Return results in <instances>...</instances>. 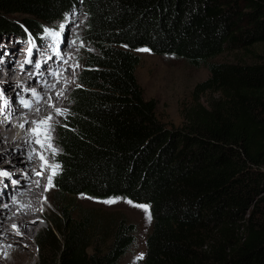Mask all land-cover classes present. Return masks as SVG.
I'll list each match as a JSON object with an SVG mask.
<instances>
[{
    "label": "trees",
    "instance_id": "trees-1",
    "mask_svg": "<svg viewBox=\"0 0 264 264\" xmlns=\"http://www.w3.org/2000/svg\"><path fill=\"white\" fill-rule=\"evenodd\" d=\"M80 4L93 53L58 126L54 207L63 193L147 205L140 264H264V0H0V62L19 44L43 47L45 29ZM140 49L208 69L181 127L161 123L145 99ZM227 51L251 59L215 62ZM73 203L40 236L41 253L51 264H121L137 226L98 229Z\"/></svg>",
    "mask_w": 264,
    "mask_h": 264
},
{
    "label": "rangeland",
    "instance_id": "rangeland-1",
    "mask_svg": "<svg viewBox=\"0 0 264 264\" xmlns=\"http://www.w3.org/2000/svg\"><path fill=\"white\" fill-rule=\"evenodd\" d=\"M87 22L88 17L86 10L80 4L65 16L62 23H59L60 25L45 29L47 31L45 34V43H43V47L40 46L41 48L34 49L22 47L21 44H19L17 47L18 51H16V54H14L12 63L9 62V67L14 65L13 67H15V69H19L22 66L20 62L24 61L25 59V63H23L26 65L25 71L28 70L27 75H35L37 72H35L34 66L39 64L42 67V64L40 63H49L50 61L46 60L44 55L48 57L47 54L51 52L49 59L54 60L55 62V60H57L56 57H65L67 48H72L76 53V57L70 56L72 60L77 62V65H79L75 68V74H77L75 75V77L77 78L76 84L74 87L70 88L71 97L69 98V103L67 104L68 106L62 112L63 116L56 119L54 121V124H59V121L61 123H63L64 121H68L69 112L71 111V102L73 101V95L76 90L80 88L81 75L83 71L87 69L86 64L88 62V54L93 53V51L90 50L89 43L86 42L84 36V31L87 28ZM49 31L56 33L57 36H48L47 33ZM29 49H31V57H29L28 55ZM255 51L264 54V47L257 46L255 48ZM42 53L44 55H42ZM136 54L141 58L140 65L138 66L136 71V77L138 84L143 90L145 99L156 101V114L158 120H160L161 123L166 125L168 128L181 127L183 124L182 113L193 105L194 89L197 84L204 82L209 77L208 69L205 67H192L185 61L176 59L174 57L161 58L152 54L150 51H137ZM20 57L23 58L19 61ZM29 59H31L32 63L26 62ZM250 59L251 58L249 56L245 55L241 51H227L216 58L215 62H235L238 60L249 61ZM61 62L62 59L57 60V63ZM18 64L20 67L16 66ZM44 69L49 68L44 65L41 68V71ZM1 81L2 80H0V82ZM32 87L33 83H29L28 89L30 90L32 89ZM9 89H11L10 86L6 87L5 91H8ZM0 91H2L1 87ZM10 94H7V98L9 99V101L12 100ZM205 99L206 97L202 99V104L206 103ZM0 106V108H3L2 104H0ZM3 110L1 112H3ZM54 131L57 135L58 128L54 129ZM55 139L56 138H54V142ZM54 146L57 148L56 143H54ZM58 155L61 156V152H59L56 156ZM4 158L5 157H0V163L2 164L3 168H5V170L7 169L6 171L9 172L10 176H12L10 179L11 183L13 181H16V183L13 184L22 185L23 182L19 179V176H15V174L20 173L22 169L14 168V166H16L17 164L16 161L13 162V164H6L7 161H5ZM57 176L54 178V180L57 178ZM6 180L8 179L0 178V196L2 195L5 188L4 183ZM63 194L66 196V198L62 200L61 208H59L58 210L54 207V205L59 203L58 196L56 194V198H54V205L50 204V206L48 204V207L46 209L50 215L48 220H37V225L42 227V229L35 235L34 239L32 240V247H30L24 240H18L16 242L17 246L24 251H29L30 249H33L35 251L36 259L32 264H43L44 261L45 264H51L48 261L49 256L47 255V251H44L43 253H41L40 251V236L47 231H50L56 223H60V214L65 211V208L69 204V202H74L73 204H71L73 206L69 209V211L72 212L73 216L88 214L93 218L94 222L97 223V228L101 230L106 228V226L108 225L119 223L122 219H126L134 223L137 226L136 243L130 253L123 259L121 264H140L142 262L147 250V237L151 233L153 227L152 218L149 221L146 218V214L144 211H142L140 208L129 205L128 203L124 202L127 200L123 199H118L120 201L118 203L107 205L98 202L99 200H95L92 198L90 199L87 196H71L65 193ZM140 257L143 258L141 259Z\"/></svg>",
    "mask_w": 264,
    "mask_h": 264
},
{
    "label": "bare ground",
    "instance_id": "bare-ground-1",
    "mask_svg": "<svg viewBox=\"0 0 264 264\" xmlns=\"http://www.w3.org/2000/svg\"><path fill=\"white\" fill-rule=\"evenodd\" d=\"M50 53L47 54L48 57L42 53L46 60H50L49 63H40L42 67L45 65L49 69L41 71V66H34V70L37 72L35 75H27L25 59L20 62L21 67L19 64L16 65L20 67L19 69H15L14 65L9 67V62H5V65L0 63V75H4V79H0L2 80L0 87L6 98L7 94L10 93L12 97L10 108L7 109V112L0 113V157H5L8 165L16 161L17 164L15 163L14 168L22 169V171L16 173L15 176L18 175L23 182L22 185H15L9 179L6 180L5 188L0 196V264H32L34 262L36 259L35 251L33 249L24 251L17 246L16 242L24 240L32 247V240L42 229L37 225V220H48L50 217L46 210L48 204L54 205L55 203L56 188L53 187L49 191L45 190L50 172L45 170L43 172L44 178L36 173L41 172L43 168L39 153H43L51 163L60 162V155L53 156L50 150L41 149L39 145L31 143L32 138L29 129L31 122L43 120L48 115H53L54 121L63 116V114L58 113H62L68 106L71 97L70 88L76 84L75 68L78 63L70 57H76L72 48H67L64 58L62 56L56 57L57 60L62 59L61 63L49 59ZM22 58L20 57L19 61ZM4 68L6 69L5 73L2 71ZM54 72H59V75L54 76L52 74ZM17 73L18 75L15 77ZM29 83H33L30 90L28 89ZM8 86L11 89L5 91ZM32 90L39 94V99L32 95ZM19 99L29 101L31 108L23 107L19 103ZM8 112L11 115H8ZM21 124L24 125L23 128L20 127ZM52 135V143L53 145L56 143L59 149L55 131ZM54 138H56L55 142ZM0 170H5L1 163ZM53 183L55 185V180ZM13 226L18 227L20 235L17 234Z\"/></svg>",
    "mask_w": 264,
    "mask_h": 264
},
{
    "label": "snow or ice",
    "instance_id": "snow-or-ice-1",
    "mask_svg": "<svg viewBox=\"0 0 264 264\" xmlns=\"http://www.w3.org/2000/svg\"><path fill=\"white\" fill-rule=\"evenodd\" d=\"M47 34L50 37H56L57 36L56 33H53V32H50V31ZM140 51L147 52L149 50L148 49H140ZM31 54H32L31 53V49H29V53H28L29 57H31ZM26 62L27 63H32L31 59L27 60ZM78 66L79 65H77V67ZM36 67H40V65L37 64ZM52 74L54 76L55 75H59V72H54ZM32 95L36 96L39 99V94L36 93L34 90H32ZM19 103L25 108H31V103L29 101H27V100L19 99ZM0 104H2V106H3V108L5 110L10 108V101L4 96V93L2 91H0ZM7 114L11 115L10 112H8ZM58 114L62 115L63 113H58ZM53 121H54V116L53 115H48L43 120L33 121V122L30 123L29 131H30V136L32 138L31 143L39 145V147L41 149L50 150L52 152V155L55 156V155L58 154L59 149L56 148L53 145V143H52V140H53L52 133L54 131ZM20 127L23 128L24 125L21 124ZM38 155H39V159L42 161L43 168H42L41 172H37L36 174L37 175H43V172L45 170L50 172V175L48 177V183H47V185L45 187V190H51V188L55 187V185L53 183V180H54V177L56 175H58L61 166H60L59 163H51V162H49L48 158L43 153H39ZM29 159H31V156H29ZM0 178H6V179L10 180L11 176H10L8 171L0 170ZM13 183H16V181H13ZM98 202L104 203V204H107V205H112V204L118 203L120 201L118 199H108V200H103V201H98ZM124 202H126L129 205H132L134 207L140 208L142 211L145 212L146 218L149 221L151 220V218H152L151 217V211H150V208L147 205L133 204V202L130 201V200H127V201H124ZM33 223H35V221H33ZM13 227L16 229L17 234L20 235L21 233L19 232L18 227H16V226H13ZM140 258L142 259L143 257H140Z\"/></svg>",
    "mask_w": 264,
    "mask_h": 264
},
{
    "label": "water",
    "instance_id": "water-1",
    "mask_svg": "<svg viewBox=\"0 0 264 264\" xmlns=\"http://www.w3.org/2000/svg\"><path fill=\"white\" fill-rule=\"evenodd\" d=\"M19 55V54H18Z\"/></svg>",
    "mask_w": 264,
    "mask_h": 264
}]
</instances>
